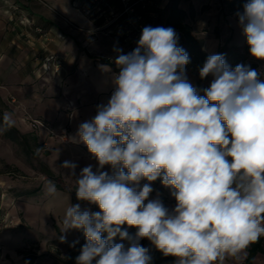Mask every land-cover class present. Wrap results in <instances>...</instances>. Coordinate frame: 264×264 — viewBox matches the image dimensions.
Masks as SVG:
<instances>
[{
    "label": "clouds",
    "instance_id": "9594fccd",
    "mask_svg": "<svg viewBox=\"0 0 264 264\" xmlns=\"http://www.w3.org/2000/svg\"><path fill=\"white\" fill-rule=\"evenodd\" d=\"M236 16L249 54L264 61V0H247ZM178 40L172 27L145 26L132 51L114 47V91L76 134L98 166L77 175L74 162L61 165L75 177L77 199L100 209L65 212L61 232L86 237L76 264H151L143 239L174 264H223L264 236V80L211 54L199 70L210 85L197 89ZM3 123H15L11 113ZM158 178L176 201L171 210L148 199Z\"/></svg>",
    "mask_w": 264,
    "mask_h": 264
},
{
    "label": "crops",
    "instance_id": "0c3cea01",
    "mask_svg": "<svg viewBox=\"0 0 264 264\" xmlns=\"http://www.w3.org/2000/svg\"><path fill=\"white\" fill-rule=\"evenodd\" d=\"M158 1L155 27L177 32L178 46L190 57L185 68L194 87L210 85L212 78L201 79L199 70L211 54H224L231 67L245 64L264 77V61L249 54L236 16L247 0ZM102 23L72 0H0V264H56L44 261V242L59 238L54 219L75 202L56 181L42 178L47 172L58 176L63 162L71 161L79 125L110 99L118 71L114 47L134 49L100 28ZM51 53L63 58L61 73L41 77ZM6 112L15 121L11 127L3 123ZM88 165L96 169L98 163ZM247 256L246 248L223 264H245Z\"/></svg>",
    "mask_w": 264,
    "mask_h": 264
},
{
    "label": "built area",
    "instance_id": "2783aa9c",
    "mask_svg": "<svg viewBox=\"0 0 264 264\" xmlns=\"http://www.w3.org/2000/svg\"><path fill=\"white\" fill-rule=\"evenodd\" d=\"M74 7L88 17L103 21L100 28L120 38L135 48L145 26L155 24L157 10L162 8L158 0H72ZM63 68V58L57 53L48 54L43 61L40 76H58ZM35 125H44L35 120ZM12 222V221H11Z\"/></svg>",
    "mask_w": 264,
    "mask_h": 264
},
{
    "label": "rangeland",
    "instance_id": "374dc122",
    "mask_svg": "<svg viewBox=\"0 0 264 264\" xmlns=\"http://www.w3.org/2000/svg\"><path fill=\"white\" fill-rule=\"evenodd\" d=\"M260 78H261V80H264V77L261 76ZM210 82H211L210 80L206 81L207 84H209ZM66 141H71V140L69 138V139H66ZM71 151H69V156H70L69 158L71 159V162H74L77 165V168L75 169L77 175H79V172L85 166H88V164H90V162L92 164L95 162L98 163L96 161V159L89 153L87 146L83 142H78V138L76 140H72ZM66 153H68V152L64 151V153L60 157L65 158ZM95 170L96 169H93V171H95ZM103 170L108 171L110 174L112 171L110 166H107V165L104 167ZM57 174L61 178H57L56 180H54V181H56L55 183L60 187L67 188V190H65V191H68L71 194H73L75 192V188L77 187V185L74 182L75 177H70L69 170L64 169V168H61L60 170H58ZM42 179L43 180L49 179V176H47V177L43 176ZM143 184H144V181H141V186ZM151 187L153 188V192L150 193V196L148 198L149 200L159 198L163 202V204L166 207H168L170 210L175 207L176 201H175L174 197H172V195H171V189L165 187L162 183L154 185L151 182ZM60 190H63V189H60ZM165 195H167L169 197V200H168V198L166 201L162 200V197ZM74 202H75V205L76 204L80 205L81 210L88 209L91 212L100 211V209L98 208V206L96 204H92L88 201L77 200ZM145 203H147V201H145ZM63 219H64V217L63 218L58 217V218L54 219L59 224L60 232L57 229L56 230L60 234H59L58 239L48 241L46 244L44 242V247L47 248L46 249L47 252H45L46 250L44 249V253H43L44 261L46 259H53L56 262V264H64L62 262V260H67L71 257L78 256L80 254V249L86 243V237L84 235V232H82V234H81L77 231V229H70L67 233L61 232V229L63 228V223H62ZM122 227L127 228L129 234L134 236V234L136 232L135 228H128L127 225H124ZM71 230H73V231H71ZM61 235H66L67 242H62L60 240ZM73 241H79V243H77L74 248L70 247V244ZM113 242L114 243H124L126 247L128 246V241H126V240L121 241L119 237L114 238ZM141 244L154 251V247H152L150 245V243L147 239L141 240ZM260 253L261 252H259L257 254V256L254 258L253 264H264V253H261V254Z\"/></svg>",
    "mask_w": 264,
    "mask_h": 264
},
{
    "label": "trees",
    "instance_id": "16d2710c",
    "mask_svg": "<svg viewBox=\"0 0 264 264\" xmlns=\"http://www.w3.org/2000/svg\"><path fill=\"white\" fill-rule=\"evenodd\" d=\"M161 13V9L157 10V15ZM153 27H155V24L153 25ZM105 63H109L107 61L104 60ZM202 94V93H201ZM48 176L53 179L56 180L57 178H61L60 176H56L55 174L51 173V172H47ZM144 183H148L146 180L144 181ZM154 185H157L159 183H161V180L158 178L157 181L152 182ZM59 189H63V190H67V188L65 187H60L58 186ZM73 199L74 201H77V196H76V188H75V192L73 193ZM163 201L167 200V196H163L162 197ZM56 229L60 232L59 226L55 225ZM79 233L82 234L83 230H77ZM106 236V235H105ZM150 243V242H149ZM263 244H264V236H261L257 241L252 242L248 245L247 250H248V256L246 258L245 264H253L254 258L256 257V255L259 252H264V248H263ZM151 245V243H150ZM152 247H154L153 245H151ZM150 255L152 256V262L151 264H174L175 262V257L172 256H165L163 255V253L159 250H157L154 247V251L150 249ZM77 257V256H76ZM76 257H71L67 260H62V262L64 264H76ZM93 264H95V261H93Z\"/></svg>",
    "mask_w": 264,
    "mask_h": 264
}]
</instances>
